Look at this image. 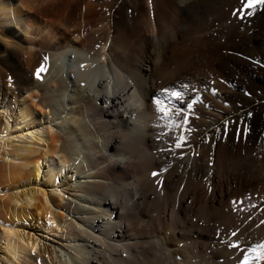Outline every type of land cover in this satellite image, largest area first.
Instances as JSON below:
<instances>
[{
  "label": "bare ground",
  "instance_id": "1",
  "mask_svg": "<svg viewBox=\"0 0 264 264\" xmlns=\"http://www.w3.org/2000/svg\"><path fill=\"white\" fill-rule=\"evenodd\" d=\"M159 2L137 20L138 0H0L14 49L2 63L19 52L37 78L39 48L48 66L36 83L17 74L22 89L0 103V264H49L52 235L55 264H239L231 243L264 241V209L243 196L264 187V6L165 0V27ZM197 24L217 55L201 78L179 43ZM156 99L187 123L161 119Z\"/></svg>",
  "mask_w": 264,
  "mask_h": 264
},
{
  "label": "rangeland",
  "instance_id": "2",
  "mask_svg": "<svg viewBox=\"0 0 264 264\" xmlns=\"http://www.w3.org/2000/svg\"><path fill=\"white\" fill-rule=\"evenodd\" d=\"M196 1H198V0H189V2H196ZM164 2H165V0H160L159 9L161 7V9L163 8L166 12H164L163 9H162L163 11L161 9L159 11H160L161 18L164 19V20H162V19L161 20H162L163 23H165L164 26L167 27L168 24H166V23H168L167 19H168V16H169V12H168L169 9L166 6L167 4L165 5ZM52 3H50L51 5L49 3H48V5L46 4V8L48 9V11H50V9H52V7L54 8L53 5H56V4H54V3L52 4ZM138 4H139V6H141L140 10H142V11H138L139 13L136 12V16L137 15L139 16V18L137 16L136 19L140 20L142 18L141 20H143V19H145V18H147L149 16L148 13H150V12H148V11H150V9L152 8L151 7L152 6V0H138ZM61 6L62 5H60V8H61ZM58 7H59V5H58ZM58 7L56 6L55 8L57 9ZM104 7L105 6H103L101 8V13L102 14H107L108 13L107 9H109V6L106 5V7L105 8ZM56 9H55V11H56ZM137 10H138V8H137ZM106 11H107V13H106ZM128 11H129V13H131V10H128ZM145 14H147V15H145ZM162 15H164V16H162ZM140 16H142V17H140ZM193 26H195V27L191 30L192 32L190 31L189 34L186 35V38H185V36L182 37L179 40V43L181 42L182 48L185 49L187 54H189L193 58V59H191L192 61H190V62H188L186 64V74H188L189 76H198V77L201 78L202 76L205 75L206 71L207 72L209 71L208 69L206 70V68H208L209 64H211V62H216L217 61V60H215V59H217V57H216L217 55L215 53L212 54V52H210V45L207 43L209 46H206L207 45V44H205L206 42L204 43V41L202 40L203 35L205 33H203V31L200 30V26L198 24L197 25H193ZM10 28L12 29V27H10ZM14 31L17 32V29L15 28ZM15 36L16 37H15V39H13V42L14 43L17 42V43L20 44V41H18L19 36H20L19 33H16ZM201 36H202V38H201ZM10 40H12V39H10ZM183 41H184V44L182 43ZM187 41H188V43H186ZM183 45H185L186 48H185V46L183 47ZM21 46L27 47V45L24 42L21 43ZM188 46H189V49L187 48ZM196 47L198 48V50L200 52L197 50ZM206 47H208V48H206ZM38 49L39 48L34 50V54L37 56L36 58H39L41 65L45 69L43 74H46L47 71H48L47 59H45V58H47V54H46L45 50L41 51V49H39V50ZM189 50H191L193 52V54H192L191 51L189 52ZM4 51H6V52L4 53ZM10 51L14 52L13 47L5 46V43H3V40L0 39V103H2V101H6L7 102L8 99H12L14 91L16 93L17 91L22 89V85H20L19 80H18L20 76H18L17 74L21 73V74H23L24 77L28 76L32 80V83H36L38 81V78H35V76L33 75L32 71H31V69L28 67V65L26 63V58L27 57L25 55L22 56L21 53H19V52H18V54L15 53V57L13 56V58H15L14 63H9V64L7 62L2 63L1 59L2 60H6L7 53L10 52ZM37 51H38V54L40 56H38V54H36ZM206 51H208L209 53L208 52L205 53ZM15 52H17V51H15ZM197 54H198L199 57L197 56ZM208 60H209V62H208ZM175 62L176 61H173V64L177 65ZM181 65H182V63L181 64L179 63V67H181ZM9 82H11V84H12V86H11L12 88H11L10 91L8 89ZM32 85L35 86V84H32ZM248 86L249 85H246V86L244 85V86H242V88H243L242 92L238 91V90H236V92L240 93V95L242 97L248 98V97L252 96V93L255 94V91L251 90L252 87L249 88ZM257 87L263 89L264 88V81L258 80L257 81ZM25 90H26V88H24V91ZM36 91H38L39 93L42 92V91H39V89H37V88H36ZM9 97H11V98H9ZM57 97H55L56 102L53 103L54 105H57V103H59ZM42 98L45 99L44 92L40 93V99L43 101L44 99H42ZM188 106L189 105L183 106V109H185V108L189 109ZM252 121H253V125L255 124L254 126H256L259 123L257 118H252ZM256 121H257V123H256ZM222 123H223V121H222ZM215 130H217V129H215ZM58 131L60 132V130H58ZM70 194H72V193H70ZM243 196H244L246 202H248V204L250 205V206H248V208H252V210L255 211L256 213H260L264 209V203L263 204L261 203V202H264V187L258 186L256 184H254L253 186L246 187L244 189ZM67 197H68V199H72L68 195H67ZM259 206H261V207H259ZM60 237H61L60 235H54V236L52 235V236L48 237L49 240L46 242L47 243L46 244V251H45L44 255H45V259H46L47 263H49V264H55L56 262H58L57 256H61L59 254V251H61V249L57 246L59 244L58 239H60ZM44 250H45V248H44ZM55 255H57V256H55Z\"/></svg>",
  "mask_w": 264,
  "mask_h": 264
},
{
  "label": "snow or ice",
  "instance_id": "3",
  "mask_svg": "<svg viewBox=\"0 0 264 264\" xmlns=\"http://www.w3.org/2000/svg\"><path fill=\"white\" fill-rule=\"evenodd\" d=\"M242 4H243V9H237L236 12H245L247 15H252V13L250 11H247V9L254 8L257 5L264 6V0H246V3L244 2V0H242ZM236 12H234V15L236 14ZM240 18L243 19L244 18L243 15H241ZM44 71L45 69L42 66L40 69L37 70L36 77L38 79L41 78V73H43ZM163 94L176 97L178 100L183 99V94L179 91H175V90L170 91L168 89H165L162 95ZM155 103L158 105V111L162 113L160 118L172 121L173 122L171 124L172 127L181 128L183 127L184 124L187 123L186 116L182 119L181 123H175L179 110L164 107L163 101L160 99H156ZM189 107H191V105H189ZM169 135L170 133L161 132L158 138H166ZM172 139L175 149H183L185 143L187 142V137L185 135L174 136L172 137ZM165 150L171 151L172 149L166 145L164 149H161V151H165ZM156 175H158V173L154 172L153 176ZM236 235L237 233L235 232L231 233L232 237H235ZM225 243H227V241H225ZM229 246L244 253L242 259L239 261V264H264V241L253 244L247 249L241 248L240 242L238 240L236 242L231 243Z\"/></svg>",
  "mask_w": 264,
  "mask_h": 264
}]
</instances>
